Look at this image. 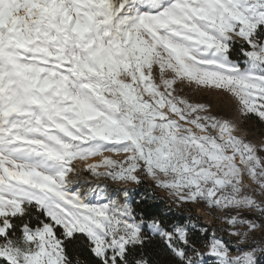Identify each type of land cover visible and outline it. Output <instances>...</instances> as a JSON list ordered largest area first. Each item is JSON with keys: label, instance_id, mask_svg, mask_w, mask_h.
<instances>
[{"label": "snow or ice", "instance_id": "1", "mask_svg": "<svg viewBox=\"0 0 264 264\" xmlns=\"http://www.w3.org/2000/svg\"><path fill=\"white\" fill-rule=\"evenodd\" d=\"M257 125L264 136V0H0V264H257L264 247L233 256L138 191L147 179L177 207L202 202L254 243Z\"/></svg>", "mask_w": 264, "mask_h": 264}, {"label": "rangeland", "instance_id": "2", "mask_svg": "<svg viewBox=\"0 0 264 264\" xmlns=\"http://www.w3.org/2000/svg\"><path fill=\"white\" fill-rule=\"evenodd\" d=\"M243 60V59H242ZM242 60H240L242 62ZM202 100L205 103H211L213 106V109L216 111H230L232 108V101L228 97L224 96H216V95H211V94H206L202 96ZM255 135V142L259 143L261 139H264V136L261 135V129L259 126H252L249 129V138H252V135ZM105 155H111L106 153ZM114 159H120L122 157L118 156H113ZM100 157H95L87 161V163L93 162V160H99ZM76 166L81 169V175L74 177L79 183L87 187L88 185L84 184V181L87 180H93V178L87 173L83 171V167L85 162L83 161H77L74 162ZM146 185L148 187H152V183L150 180H145ZM107 185V190L109 193H112L114 198H119L118 197V192L119 189L123 187V185H117L113 184L111 181H105L104 182ZM128 187H134L133 185H128ZM157 193L164 197L166 200L165 203V210L168 212L170 209H173L175 211H183V213L186 215V217H193L198 224H201L202 227H206L208 229V233L211 234L212 231L215 229L216 230V235L219 238H222L229 246L231 249L230 254L233 256L239 255L241 251H247L251 247H264V234L257 232L255 236V242L254 243H249V244H243L240 245L238 244L237 237L230 236L226 231H220L221 228H225L226 225H224L217 217L220 215V213L216 209H209L204 205L202 202L201 203H194V204H184L182 207H177L175 203H173L169 196L168 193L155 189ZM170 205V209H169ZM204 239H207L206 237ZM207 243V240H201V244L198 246L202 248V250L207 251V249L204 247V245ZM263 252H258L257 253V264L261 260V254ZM205 264H216V260L214 257H207Z\"/></svg>", "mask_w": 264, "mask_h": 264}, {"label": "trees", "instance_id": "3", "mask_svg": "<svg viewBox=\"0 0 264 264\" xmlns=\"http://www.w3.org/2000/svg\"><path fill=\"white\" fill-rule=\"evenodd\" d=\"M237 60H242L243 58L240 57V56H236L235 57ZM149 189H152L154 191V195H155V199H150L149 202L152 203V204H159L160 208L161 209H165V203H166V200L164 197L160 196L157 191L155 189H153L152 187H148L146 185V182L141 185L138 189V191L140 192H145L146 190H149ZM186 218V215L183 213V211H175L173 209H170L168 212H167V219L169 222H183ZM200 226H202L201 224H198ZM201 240H207V239H204L202 238ZM201 244V242H200Z\"/></svg>", "mask_w": 264, "mask_h": 264}, {"label": "built area", "instance_id": "4", "mask_svg": "<svg viewBox=\"0 0 264 264\" xmlns=\"http://www.w3.org/2000/svg\"><path fill=\"white\" fill-rule=\"evenodd\" d=\"M258 264H264V252L261 254V260Z\"/></svg>", "mask_w": 264, "mask_h": 264}]
</instances>
